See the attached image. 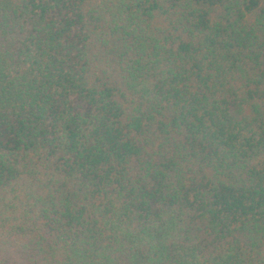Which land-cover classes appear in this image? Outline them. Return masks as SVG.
<instances>
[{
    "label": "trees",
    "instance_id": "1",
    "mask_svg": "<svg viewBox=\"0 0 264 264\" xmlns=\"http://www.w3.org/2000/svg\"><path fill=\"white\" fill-rule=\"evenodd\" d=\"M0 264H264V0H0Z\"/></svg>",
    "mask_w": 264,
    "mask_h": 264
}]
</instances>
